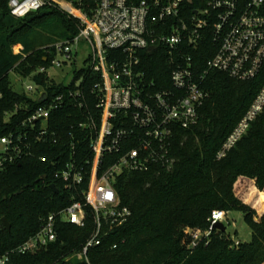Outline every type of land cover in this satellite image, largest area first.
Wrapping results in <instances>:
<instances>
[{
    "label": "built area",
    "instance_id": "2783aa9c",
    "mask_svg": "<svg viewBox=\"0 0 264 264\" xmlns=\"http://www.w3.org/2000/svg\"><path fill=\"white\" fill-rule=\"evenodd\" d=\"M83 1L77 0V5L72 0L7 1L10 14L17 18L52 7L77 20V33L51 43L54 54L50 64L38 67L31 76L44 74L54 80L48 69L75 63L84 44L90 48L84 59L90 80L82 75L66 94L52 96L41 84L33 82L34 86L27 87L35 89L33 98L38 101L45 94L44 104L22 122V127L30 129L0 137V166L28 153L24 149L30 147V138L35 143L58 142L49 129V118L66 100L84 112L91 104L93 115L85 112L76 133L69 134L70 139L63 142V149L52 161L58 166L52 176L69 193V204L42 217L34 234L0 254V264H9L13 253L33 254L47 247L57 240L61 224L84 227L89 219L91 232L66 260L75 257L82 264H91L89 251L102 245L131 216L130 208L117 194V177L173 166L175 130L198 122L200 109L210 95L204 85L210 71L240 81L260 76L263 80L223 140L217 159L226 156L264 108V0H94V6ZM156 50L171 66L170 86L157 87L143 69L144 52ZM200 50L208 56L202 67L196 59ZM159 82L164 84L163 79ZM40 160L46 162L47 156ZM225 215L222 210H213L205 233H210L215 222H223ZM199 240L195 234L191 245Z\"/></svg>",
    "mask_w": 264,
    "mask_h": 264
},
{
    "label": "trees",
    "instance_id": "16d2710c",
    "mask_svg": "<svg viewBox=\"0 0 264 264\" xmlns=\"http://www.w3.org/2000/svg\"><path fill=\"white\" fill-rule=\"evenodd\" d=\"M7 1L0 0V137L30 129L22 127V122L44 104L14 91L9 73L27 78L38 67L48 66L54 54L49 45L70 38L78 30L76 19L52 7L14 17ZM72 1L77 5V0ZM83 2L94 6L95 1ZM17 44L22 47L20 53L13 52ZM144 53L143 69L148 78H153L157 87L170 86L167 59L158 50ZM207 57L200 50L196 56L200 67ZM82 75L90 80L88 68L74 69L69 86L57 84L44 74L31 76V80L52 96L66 94ZM262 82V76L240 81L220 71L207 74L204 85L210 95L200 109L198 122L175 130L173 166L130 171L117 177V194L130 208L131 216L102 245L89 251L91 264H264V214L258 215L242 199L249 189L264 191V109L226 156L216 158ZM92 107L88 104L87 111L93 115ZM85 112L66 100L51 111L49 118V129L58 142L35 143L30 138V147L24 149L28 153L0 166V254L34 234L42 217L69 204V193L52 176L58 168L52 161L63 149V142L70 139L69 134L76 133L77 123L89 114ZM42 155L47 156L46 162L40 160ZM51 184L58 192L50 188ZM261 195L264 205V193ZM213 210L241 212L249 240L235 244L226 230L212 229L208 237L189 245L191 238L185 228L206 231ZM2 218L9 222V230ZM91 230L90 219L84 227L61 224L56 241L33 254L13 253L9 264H82L75 257H66L81 247Z\"/></svg>",
    "mask_w": 264,
    "mask_h": 264
},
{
    "label": "rangeland",
    "instance_id": "374dc122",
    "mask_svg": "<svg viewBox=\"0 0 264 264\" xmlns=\"http://www.w3.org/2000/svg\"><path fill=\"white\" fill-rule=\"evenodd\" d=\"M16 47H14V50L16 51ZM90 52V48L86 47L84 44H81L77 55L75 63H67L63 65L61 68H54L50 67L48 69V76L50 78H53L55 82L62 83V84H68L70 83V80L73 76V70L83 68L86 63L84 62V59L86 58L87 54ZM60 57V55H59ZM9 80L11 83V87L14 91L18 93H25L29 97H34L35 95V89L29 91L27 87L34 86L33 81L30 78H23L19 75H17L14 71H11L9 73ZM264 109V108H263ZM263 111V110H262ZM261 193H264V191H259L256 188L249 189L246 194L242 196V199L245 203L250 205L252 208H254L258 215L264 214V205L261 202ZM226 213L225 219H224V225L226 227V232H228L231 236L234 242H245L248 241L250 238V232L247 227V225L243 221V215L239 211H224ZM185 234L186 236H190L189 245L192 244V238L195 234L198 235L199 238L208 237L209 234H206L204 230L201 229H191V228H185ZM186 238V237H185Z\"/></svg>",
    "mask_w": 264,
    "mask_h": 264
},
{
    "label": "water",
    "instance_id": "95a60500",
    "mask_svg": "<svg viewBox=\"0 0 264 264\" xmlns=\"http://www.w3.org/2000/svg\"><path fill=\"white\" fill-rule=\"evenodd\" d=\"M148 49L151 50L152 48L149 47ZM45 97H46V95L43 94L42 97L39 99V102H43V101L45 100ZM44 178H45V176L42 177V179H44ZM50 188H51L55 193L58 192V189H57V187H56L54 184H51V185H50ZM2 223H3V225H4V228H5L6 230H9V228H10V224H9V222L7 221L6 218H2ZM212 229H217V230H220V231H225V230H226V227H225V225H224L223 222L218 221V222H215V223L212 225Z\"/></svg>",
    "mask_w": 264,
    "mask_h": 264
},
{
    "label": "crops",
    "instance_id": "0c3cea01",
    "mask_svg": "<svg viewBox=\"0 0 264 264\" xmlns=\"http://www.w3.org/2000/svg\"><path fill=\"white\" fill-rule=\"evenodd\" d=\"M14 47L17 48L16 51L14 50ZM14 47H13V52H18L20 50V48H21V45L20 44H17Z\"/></svg>",
    "mask_w": 264,
    "mask_h": 264
}]
</instances>
